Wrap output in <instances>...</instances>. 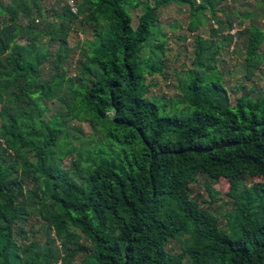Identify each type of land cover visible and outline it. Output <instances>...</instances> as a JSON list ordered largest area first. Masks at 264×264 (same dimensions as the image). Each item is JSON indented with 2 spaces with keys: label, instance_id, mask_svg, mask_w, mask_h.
<instances>
[{
  "label": "trees",
  "instance_id": "trees-1",
  "mask_svg": "<svg viewBox=\"0 0 264 264\" xmlns=\"http://www.w3.org/2000/svg\"><path fill=\"white\" fill-rule=\"evenodd\" d=\"M42 1L0 0V264H264V100L231 105L220 47L200 35L181 97H148L147 77L165 71L160 9L187 7L192 33L207 12L213 37L224 0H76L93 39L73 76L77 18ZM263 41L250 25L246 78ZM75 123L91 134L78 136ZM199 177L206 207L191 198ZM251 178L263 182L250 187Z\"/></svg>",
  "mask_w": 264,
  "mask_h": 264
},
{
  "label": "rangeland",
  "instance_id": "rangeland-1",
  "mask_svg": "<svg viewBox=\"0 0 264 264\" xmlns=\"http://www.w3.org/2000/svg\"><path fill=\"white\" fill-rule=\"evenodd\" d=\"M5 4L12 3V0H1ZM76 1V0H75ZM45 8H54L59 12L67 6L64 0H43ZM78 11L74 15L77 19L74 21L73 28L70 32L69 43L75 52L68 59L66 67L68 75L78 74L80 64L79 48L87 39H93L92 28L85 24L81 26L80 20L84 18L82 8L76 1ZM224 12L217 14L224 25L222 31L216 36L210 34V29H216L217 24L206 12V19L202 20L199 29L196 32H190L188 29L189 9L172 4L160 9L159 22L167 34L166 45L167 53L165 55L164 76L155 75L147 77V82L151 83L148 97L159 99H175L181 97V91L178 88L179 82L185 77L188 69L192 68V59L194 53V37L200 35L203 38H211L215 45L220 47L216 56V70L222 76V82L227 90L231 105L241 96L256 100H264V41L259 47V54L263 60L258 65L256 71H253L250 78L248 75L245 62V51L247 41V30L250 25L257 26L264 32V0H224L219 6ZM142 8L132 11L133 24L137 25L139 16L142 14ZM231 21L232 29H229L227 21ZM242 31V32H240ZM240 32V34H239ZM235 35L233 36V34ZM44 40V39H43ZM22 44L23 41H18ZM147 49H145L146 52ZM48 106L51 102H46ZM75 132L78 136L86 137L91 134V130L86 123H75ZM71 126V125H70ZM69 162L65 160L63 166L67 167ZM257 182H263L261 178L247 179L248 186L253 187ZM214 190L219 193L216 198L217 214L220 216V224H224L222 219L223 213L229 208L225 194L229 190V182L226 179H220L213 186ZM191 198L196 199L201 207H206L209 196L206 192L205 181L202 177L198 178V183L190 186ZM180 239L173 240L169 243L168 248L172 252H178L180 248Z\"/></svg>",
  "mask_w": 264,
  "mask_h": 264
},
{
  "label": "built area",
  "instance_id": "built-area-1",
  "mask_svg": "<svg viewBox=\"0 0 264 264\" xmlns=\"http://www.w3.org/2000/svg\"><path fill=\"white\" fill-rule=\"evenodd\" d=\"M67 4V6L70 8V11L72 14H76L78 11V7L76 5L75 0H64Z\"/></svg>",
  "mask_w": 264,
  "mask_h": 264
}]
</instances>
